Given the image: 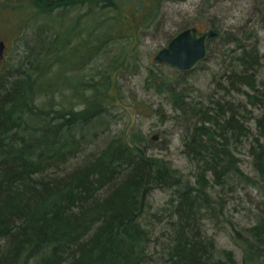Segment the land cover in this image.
<instances>
[{
	"label": "trees",
	"instance_id": "16d2710c",
	"mask_svg": "<svg viewBox=\"0 0 264 264\" xmlns=\"http://www.w3.org/2000/svg\"><path fill=\"white\" fill-rule=\"evenodd\" d=\"M167 1L79 0L87 4L88 15L112 8L119 19L121 12L135 8L133 22L130 16L125 23L134 40L140 26L150 25ZM46 9H50L48 4ZM196 25L185 28L201 32ZM210 27L221 38L222 25ZM215 40L210 39L208 47ZM242 50L228 84L238 90L248 87L247 102L260 111L249 145L259 180L245 174L233 154L234 141L253 135L233 105L219 104L215 110L191 108L199 120L184 142L200 168L196 186L185 182L164 159L148 155L143 138L128 133L85 156L90 141L84 134L99 123L109 101L86 98L83 109L64 108L50 118V112L32 105L30 80L11 85L2 80L0 264H264V211L257 213L252 226L233 229L241 261L233 251L221 250L201 224L202 218L216 211L208 191L210 179L221 187L236 182L264 185V81L260 88L258 75L249 73L262 62L257 48ZM112 97L117 100L115 93ZM175 97L183 105L182 96ZM156 189L171 191L168 208L161 212L154 211L150 202ZM164 218L166 223L159 230Z\"/></svg>",
	"mask_w": 264,
	"mask_h": 264
},
{
	"label": "rangeland",
	"instance_id": "374dc122",
	"mask_svg": "<svg viewBox=\"0 0 264 264\" xmlns=\"http://www.w3.org/2000/svg\"><path fill=\"white\" fill-rule=\"evenodd\" d=\"M205 1L209 6H203ZM45 2L0 0V41L7 46L5 59L0 60V83L33 80L28 83L33 89L32 105L50 112V118L64 108L83 109L86 98L96 96L105 104L109 101L99 123L84 134L90 141L85 156L128 133L143 138L148 155L164 159L185 182L195 185L200 168L184 142L199 120L191 108L215 110L219 104H228L238 108L240 119L253 132L233 142V154L242 171L258 179L249 145L260 111L247 102L250 89H232L228 79L242 47H252L257 48L262 65L252 67L249 73L258 75L257 85L263 86L264 0H169L152 16L150 25L140 26L135 40L125 25L127 17L133 22L135 8L124 10L118 19L112 8L88 15L87 4L79 0L68 9L47 10ZM213 23L222 25L221 38L209 45L207 59L195 70L178 73L155 62L156 54L189 24H197L205 32ZM89 46L95 49L93 58L88 57ZM69 60L72 63L67 65ZM112 93L117 100L111 98ZM175 95L182 96L183 105ZM76 136L80 138V134ZM82 158H74L73 163ZM208 183L216 211L202 218V229L216 239L221 250L233 251L241 261L233 229L252 226L257 213L264 211V185L236 182L221 187L211 179ZM170 195L168 189L154 190L150 197L153 210L167 209ZM165 223L164 218L158 229Z\"/></svg>",
	"mask_w": 264,
	"mask_h": 264
},
{
	"label": "water",
	"instance_id": "95a60500",
	"mask_svg": "<svg viewBox=\"0 0 264 264\" xmlns=\"http://www.w3.org/2000/svg\"><path fill=\"white\" fill-rule=\"evenodd\" d=\"M216 35L213 29L205 32H200L196 27L182 30L156 54L155 61L169 65L179 73L191 72L207 59L208 42ZM5 49V42L0 41V60L4 58Z\"/></svg>",
	"mask_w": 264,
	"mask_h": 264
},
{
	"label": "bare ground",
	"instance_id": "6f19581e",
	"mask_svg": "<svg viewBox=\"0 0 264 264\" xmlns=\"http://www.w3.org/2000/svg\"><path fill=\"white\" fill-rule=\"evenodd\" d=\"M46 1V2H45ZM74 0H42V2H45V5H49V7L50 8H57V7H73V5H71V3L73 2ZM192 28V27H191ZM185 29H188V28H185ZM185 29H183V30H185ZM214 30V29H213ZM182 31V30H181ZM216 33H217V35L215 36V37H213V38H215L216 40H218V39H220V37L218 38V36H219V32L218 31H216V30H214ZM180 32V31H179ZM178 32V33H179ZM173 38V37H172ZM171 38V39H172ZM213 38H210V39H213ZM170 39V40H171ZM170 42V41H169ZM5 45H6V43H5ZM90 47V46H89ZM88 47V48H89ZM167 47V46H166ZM6 48H7V46H6ZM164 49V48H163ZM94 50L95 49H92V50H90L89 52L90 53H93L94 52ZM208 50H209V47H208ZM161 51V50H160ZM5 54H6V49H5V52H4V58L2 59L3 61H4V59H5ZM93 56H94V54H92V56H88L89 58H93ZM156 62V61H155ZM72 63V60H69V61H67V65H70ZM157 63V62H156ZM74 64V63H73ZM160 64V63H159ZM164 65H166V64H164ZM169 66V65H168ZM171 67V66H170ZM174 69V68H173ZM175 70V69H174ZM195 70V69H194ZM176 71V70H175ZM177 72V71H176ZM192 72V71H191ZM179 73V72H178ZM187 73H189V72H187ZM33 80H31V82H32ZM35 110H39V108L38 107H35Z\"/></svg>",
	"mask_w": 264,
	"mask_h": 264
}]
</instances>
